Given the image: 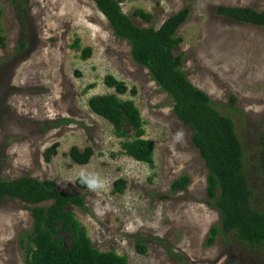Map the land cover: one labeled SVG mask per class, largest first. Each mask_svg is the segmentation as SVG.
Wrapping results in <instances>:
<instances>
[{
	"label": "rangeland",
	"instance_id": "obj_1",
	"mask_svg": "<svg viewBox=\"0 0 264 264\" xmlns=\"http://www.w3.org/2000/svg\"><path fill=\"white\" fill-rule=\"evenodd\" d=\"M116 1L140 28L157 29L188 9L173 52L182 56L187 79L231 118L251 205L264 213V28L217 13L219 6L262 10L264 0ZM136 9L151 19L134 16ZM0 28V179H50L58 190L80 193L84 208L69 209L93 246L125 256L127 264H264V244L249 246L219 232L205 245L219 214L205 194L207 169L192 131L93 0H0ZM86 47L90 54L83 59ZM105 75L126 84L118 97L132 100L140 112L143 138L153 144L150 163L126 155L125 139L89 110L88 98L113 93ZM54 142L57 152L45 161L43 152ZM72 146L92 149L86 164L72 161ZM183 173L189 183L171 192V182ZM84 174L91 184L80 189L74 181ZM120 180L122 191L115 186ZM31 206L10 198L0 203V264H23L18 239L31 229ZM59 236L69 242L68 235Z\"/></svg>",
	"mask_w": 264,
	"mask_h": 264
},
{
	"label": "trees",
	"instance_id": "obj_2",
	"mask_svg": "<svg viewBox=\"0 0 264 264\" xmlns=\"http://www.w3.org/2000/svg\"><path fill=\"white\" fill-rule=\"evenodd\" d=\"M93 1L107 19L114 35L129 45L132 60L146 68L152 80L171 98L175 117L192 131V145L207 169L205 194L219 214L218 224L211 225L207 231L205 245H211L217 234L222 232L232 234L235 239L249 246H262L264 213L251 205L243 150L234 124L231 118L217 110L203 90L187 79L181 69L182 56L173 52L181 42L176 32L187 18L188 9L183 8L173 14L157 29L140 28L120 10L116 0ZM217 13L264 28V8L256 10L253 7L219 6ZM133 14L145 21L151 19L149 13L140 9H136ZM1 33L0 28V46H3L4 36ZM89 54L90 48L86 47L81 57L86 59ZM103 82L106 87L113 89V93L88 98L89 110L105 119L112 126L116 137L125 139L121 147L126 155L136 161L150 163L153 144L143 138L140 112L132 100L118 97L127 91L126 84L112 75H105ZM129 93L134 95L135 90L130 89ZM129 130L133 132L132 135H129ZM57 146L58 143L54 142L44 150L45 161L56 154ZM92 153L90 147L79 150L72 146L68 151L72 161L78 164H86ZM188 183L189 178L183 173L171 182L169 189L171 192L181 191ZM74 184L85 189L90 186L91 179L88 175H80ZM115 186L118 191H122L123 181H116ZM5 198L32 205L31 229L23 232L18 239L23 264H127L125 256L114 251H99L93 246L85 229L69 209L70 206L84 208L80 193L58 190L50 179L21 176L0 179V203ZM60 233L69 236L67 244L59 236ZM139 250L143 251V248Z\"/></svg>",
	"mask_w": 264,
	"mask_h": 264
}]
</instances>
